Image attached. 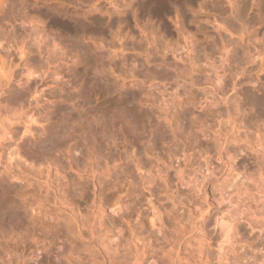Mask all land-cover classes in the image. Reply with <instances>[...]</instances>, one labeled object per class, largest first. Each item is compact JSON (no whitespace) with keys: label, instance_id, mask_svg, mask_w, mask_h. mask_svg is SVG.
<instances>
[{"label":"clouds","instance_id":"clouds-1","mask_svg":"<svg viewBox=\"0 0 264 264\" xmlns=\"http://www.w3.org/2000/svg\"><path fill=\"white\" fill-rule=\"evenodd\" d=\"M0 264H264V0H0Z\"/></svg>","mask_w":264,"mask_h":264}]
</instances>
